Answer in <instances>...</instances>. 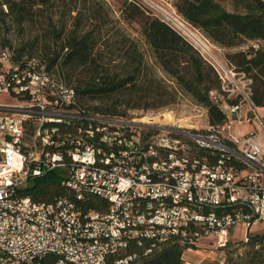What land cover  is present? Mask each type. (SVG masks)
I'll use <instances>...</instances> for the list:
<instances>
[{
	"label": "built area",
	"instance_id": "2783aa9c",
	"mask_svg": "<svg viewBox=\"0 0 264 264\" xmlns=\"http://www.w3.org/2000/svg\"><path fill=\"white\" fill-rule=\"evenodd\" d=\"M205 49L222 85L246 80ZM250 84L239 93L242 101L227 106L218 132L169 129L94 115L43 62L15 60L0 46V264H135L132 243L162 242L191 226L203 230L196 241L218 235L220 248L232 227L244 226L247 239L264 221V152L255 135L235 131L255 114ZM141 128L177 136H142ZM183 136L191 143L177 139ZM197 148L217 153V163L201 160ZM54 171L73 198L37 203L22 195ZM87 196L106 199L110 207L85 210L80 202ZM238 202L251 213L199 212Z\"/></svg>",
	"mask_w": 264,
	"mask_h": 264
},
{
	"label": "trees",
	"instance_id": "16d2710c",
	"mask_svg": "<svg viewBox=\"0 0 264 264\" xmlns=\"http://www.w3.org/2000/svg\"><path fill=\"white\" fill-rule=\"evenodd\" d=\"M88 0H0V26L5 17H13L22 26L47 14L50 21L55 12L61 13V27L54 28L58 39L63 38L59 53L51 54L49 62L42 61L47 69L59 68V77L76 90L81 105L86 101H100L95 113L110 117H126L129 110H160L177 103L178 91L185 92L208 110L211 126H222L226 115L215 104L210 94L221 89V80L193 46L169 23L146 15L137 4H130L122 12L126 22H136L141 35L149 47L150 63L132 41L127 49L104 40L102 34L105 19L101 9L90 6ZM8 9L4 13L3 7ZM174 7L183 23L198 30L205 38L225 49L240 47L244 42H255L248 52L229 55L236 68L250 74L253 80L251 102L255 107H264V1L263 0H175ZM73 28L67 30L64 17L73 16ZM49 19V18H48ZM93 20L96 22L93 23ZM92 21L91 29L85 24ZM93 24V25H92ZM6 48V47H5ZM121 55L106 60L104 50ZM20 59L25 49L16 52ZM62 52V53H61ZM231 64L233 61L228 59ZM168 75L177 87H170L157 78L156 70ZM77 74V75H76ZM172 88V89H171ZM200 159L208 158L215 165L217 153L197 148ZM240 167V165H239ZM37 203H48L55 198H73L57 171L34 180L22 191ZM80 205L85 210L104 212L110 207L106 199L87 196ZM203 215L214 213L219 217L236 213L250 214L248 205L240 202L224 207L203 206ZM203 234L198 226H191L185 235L170 236L164 241L145 240L141 245L132 243L128 253L136 255L135 264H186L184 253L196 243L195 234ZM195 240V241H194ZM148 251H150L148 253ZM225 255L224 264H264V232L248 233L247 239L227 242L221 248Z\"/></svg>",
	"mask_w": 264,
	"mask_h": 264
},
{
	"label": "rangeland",
	"instance_id": "374dc122",
	"mask_svg": "<svg viewBox=\"0 0 264 264\" xmlns=\"http://www.w3.org/2000/svg\"><path fill=\"white\" fill-rule=\"evenodd\" d=\"M87 3V8L90 6H95L101 9L102 13L104 14L105 24L102 31V34L105 35L104 40H110V44H117L119 47L121 44L125 45L124 49H127L130 42H136L139 45L140 51L144 54L145 59L150 63V65L152 64L149 58L150 51L148 45H146L145 40L141 35L140 25L136 22H126L122 18V12L127 9L130 4H137L145 11L146 15L157 17L166 23H169L193 46L200 57L209 66L211 65L206 60V58L210 59L209 54L206 53L204 46L199 44L195 38L205 40L210 48V52L216 56L217 59L226 60L227 62H229L228 59L233 61L229 55H234L240 52H248V50L254 46L258 48L257 43L249 41L244 42L240 47L234 49H225L214 44L192 26L188 25L187 23H184L185 26L183 25V20L179 17L174 7L175 0H88ZM3 10L4 13L8 12L6 6L3 7ZM47 16L48 15L45 14L44 17L34 20L33 22H25L22 26L17 25L14 22L13 17H5V25L0 26V46L6 47L10 51L14 50L16 52L24 48L25 51L23 52L21 58H36L41 62L45 61V63H48L49 58H51V54L59 53L61 51L63 38L58 39L54 34V28L59 30L61 27L60 25L62 17L60 11L54 13L51 21V16ZM75 16L76 13H74L72 17H64L67 30L73 28V24L75 23L73 17ZM94 22L96 21L93 20V23ZM91 23L92 21H89L85 24L86 30L92 28ZM11 53L13 52L11 51ZM104 53L107 61L110 59H116L114 64H117L121 60V55H118V52L116 54H112L110 51L105 49ZM13 55L14 59L16 60L15 54ZM233 63V66L237 65L236 62L233 61ZM236 70L245 74V81L238 80L236 83L229 86L221 85L222 87L220 90L213 91L210 94L212 101L217 104L225 114L228 113L226 109L228 105L242 101L239 93L243 90L246 92L245 85L247 80H251L250 97L252 95L253 80L251 79L250 74L242 72L240 68H236ZM50 72L51 76L59 83H63L66 86L73 88L72 85H67L59 77V68H53ZM156 74L157 78L170 85V87H177L174 84V81L160 69L156 70ZM5 100H8V98H5ZM85 103L90 113L94 115H103L101 113H95L93 110L94 107H101L102 104L100 101L85 100ZM244 104L246 105L245 110H248L250 108L249 103L245 102ZM115 119L138 124H147L151 126L160 125L163 128L169 129L180 125L185 129H190V131L192 130L199 133H206L207 131L218 132V126L214 127L209 123L208 110L203 106L198 105L190 95L182 91H178L177 103L170 107L160 110H129L126 117H115ZM247 127L248 125H244L240 128V130H245ZM141 129L142 130L139 131L142 136L152 133L156 135L167 136L169 139L175 138L177 136L174 133V135H168L162 133V131L156 132L151 128ZM251 132H253V129H251L248 133ZM177 139H179L182 143H191V141L186 136L178 137ZM263 229L264 222L254 226L251 229V232H259ZM245 235L246 229L244 226L239 225L232 227L228 231L227 241L236 242L241 238H245ZM183 258L186 264H224L225 262V255L221 252V248L218 245V235L215 233L200 237L194 244V247L184 253Z\"/></svg>",
	"mask_w": 264,
	"mask_h": 264
},
{
	"label": "crops",
	"instance_id": "0c3cea01",
	"mask_svg": "<svg viewBox=\"0 0 264 264\" xmlns=\"http://www.w3.org/2000/svg\"><path fill=\"white\" fill-rule=\"evenodd\" d=\"M244 125H248V127L245 130H240V128ZM251 129H253V132L248 133ZM235 131H236V133H238L240 135H243V134L255 135L258 143L261 145L263 152H264V107H260V108L256 107L255 114H251L249 117V120L247 122H245L241 125H236ZM263 222H261V223H263ZM258 224L254 225V226H257ZM251 229L249 231L250 233H252ZM262 232H264V229L259 231V232H255L254 234H258V233H262ZM241 239H245V238H241ZM241 239H239V240H241Z\"/></svg>",
	"mask_w": 264,
	"mask_h": 264
},
{
	"label": "bare ground",
	"instance_id": "6f19581e",
	"mask_svg": "<svg viewBox=\"0 0 264 264\" xmlns=\"http://www.w3.org/2000/svg\"><path fill=\"white\" fill-rule=\"evenodd\" d=\"M183 23V22H182ZM183 25H184V23H183ZM185 26V25H184ZM195 40L199 43V44H201V45H203L205 48L208 46V44H207V42L205 41V40H202V39H197V38H195ZM168 115V114H167ZM169 116V115H168ZM170 117V116H169ZM171 118V117H170Z\"/></svg>",
	"mask_w": 264,
	"mask_h": 264
}]
</instances>
